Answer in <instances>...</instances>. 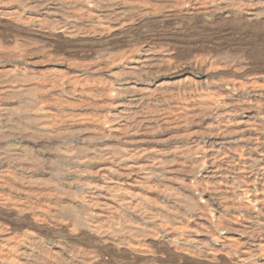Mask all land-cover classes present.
<instances>
[{"label":"bare ground","instance_id":"bare-ground-1","mask_svg":"<svg viewBox=\"0 0 264 264\" xmlns=\"http://www.w3.org/2000/svg\"><path fill=\"white\" fill-rule=\"evenodd\" d=\"M0 97V264H264V0H0Z\"/></svg>","mask_w":264,"mask_h":264},{"label":"rangeland","instance_id":"rangeland-1","mask_svg":"<svg viewBox=\"0 0 264 264\" xmlns=\"http://www.w3.org/2000/svg\"><path fill=\"white\" fill-rule=\"evenodd\" d=\"M180 77V78H179ZM179 77H177L176 79H174V80H171L170 82H175V86H177L178 84H182L183 86H188V87H190V86H192V84H194L195 82H197L198 81V79H192L193 77H191L190 75H184V76H179ZM181 78H182V80H184V81H182L181 80ZM186 79V80H185ZM193 80H195V81H193ZM197 80V81H196ZM178 81H181V82H178ZM187 81V82H186ZM177 83V84H176ZM185 83H186V85H185ZM192 83V84H191ZM13 102L12 100H7L6 98H4V97H0V106H5V105H7V103H5V102ZM47 103H49V102H47ZM50 104V103H49ZM158 105V104H157ZM157 105H155L154 107V110H153V112L156 110V111H158L160 114H163L162 115V117H163V119H164V117L166 118V120H168V119H170V120H172V116H174V114H172V115H170L169 113H170V111L168 110V109H166V108H164V107H162V106H160V107H158ZM45 107H47V108H49V109H47V111L49 112V113H51L52 112V108H50V106L48 105V104H46L45 105ZM161 109V110H160ZM162 111V112H161ZM166 113V114H165ZM50 115V114H49ZM167 117H169V118H167ZM160 132H161V130H159L158 132H156L155 134V136H157V135H159L160 134ZM204 142H208L209 141V139L208 138H205L204 140H203ZM82 185H79V187L78 186H76L77 187V189L78 190H80V189H82V187H81Z\"/></svg>","mask_w":264,"mask_h":264}]
</instances>
